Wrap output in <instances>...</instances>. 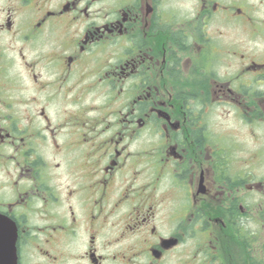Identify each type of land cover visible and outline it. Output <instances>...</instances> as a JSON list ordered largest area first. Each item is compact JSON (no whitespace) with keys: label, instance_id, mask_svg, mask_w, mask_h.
Masks as SVG:
<instances>
[{"label":"flooded vegetation","instance_id":"obj_1","mask_svg":"<svg viewBox=\"0 0 264 264\" xmlns=\"http://www.w3.org/2000/svg\"><path fill=\"white\" fill-rule=\"evenodd\" d=\"M0 215L16 264H264V0H0Z\"/></svg>","mask_w":264,"mask_h":264},{"label":"water","instance_id":"obj_2","mask_svg":"<svg viewBox=\"0 0 264 264\" xmlns=\"http://www.w3.org/2000/svg\"><path fill=\"white\" fill-rule=\"evenodd\" d=\"M15 239L14 223L0 215V264H16Z\"/></svg>","mask_w":264,"mask_h":264}]
</instances>
